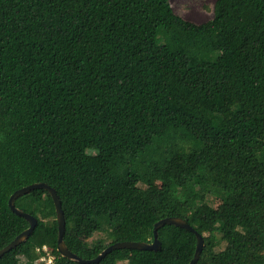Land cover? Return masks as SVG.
<instances>
[{
	"label": "trees",
	"instance_id": "16d2710c",
	"mask_svg": "<svg viewBox=\"0 0 264 264\" xmlns=\"http://www.w3.org/2000/svg\"><path fill=\"white\" fill-rule=\"evenodd\" d=\"M35 183L55 190L81 259L151 243L178 217L203 237L196 264H264V0H216L201 24L170 0H0V250L29 227L10 196ZM14 205L37 224L0 264H44L42 246L79 264L56 250L45 190ZM157 239L98 264L193 259L194 234L165 225Z\"/></svg>",
	"mask_w": 264,
	"mask_h": 264
},
{
	"label": "water",
	"instance_id": "95a60500",
	"mask_svg": "<svg viewBox=\"0 0 264 264\" xmlns=\"http://www.w3.org/2000/svg\"><path fill=\"white\" fill-rule=\"evenodd\" d=\"M39 189L45 190L50 195L53 201L55 213H56L57 228H58L56 250L58 254L64 259L74 261L79 264H98L105 256H107L114 250L130 249V250L157 252L161 249V244L159 240L157 239V231L165 225H173L175 227L181 228L185 231H188L194 234L196 237L197 244H196V250L194 253V257L189 264H196V262L198 261L200 257V254L203 249V237L199 235L191 226H189V224L185 220L178 218V217H167L155 223L154 229H153V242L151 243H147V242L113 243V244L108 245L95 258L90 259V260L81 259L75 254H73L72 252H70L67 249L63 241V235H64V230H65V220H64L62 209H61V203L59 201V198L55 190L45 183H35V184H31L29 186L21 188L20 190L15 191L8 200V206L11 212H13L16 216L21 217L25 221H27V223L29 224V227L25 231L17 235L7 246H5L4 248L0 250V258L4 254L9 253L11 250L15 249L20 244L26 242L28 238L30 237V235L32 234L33 230L35 229L37 220L33 216L16 208L14 203L18 198L28 194L29 192L33 190H39Z\"/></svg>",
	"mask_w": 264,
	"mask_h": 264
},
{
	"label": "rangeland",
	"instance_id": "374dc122",
	"mask_svg": "<svg viewBox=\"0 0 264 264\" xmlns=\"http://www.w3.org/2000/svg\"><path fill=\"white\" fill-rule=\"evenodd\" d=\"M216 0H170V6L175 14L180 16L186 21L201 24L211 19L212 9ZM154 187L162 190L163 186L160 182H154ZM174 196H179L176 192L172 193ZM208 203L217 212L220 213L224 209L222 199L220 197H208ZM218 245L216 251H221L225 248V244L220 241V234L216 233ZM78 238L84 247H87L95 239H103L107 241V232L96 233L93 236H89L86 233H80ZM250 246H258L256 239L249 240ZM259 255H264L263 251H259Z\"/></svg>",
	"mask_w": 264,
	"mask_h": 264
},
{
	"label": "built area",
	"instance_id": "2783aa9c",
	"mask_svg": "<svg viewBox=\"0 0 264 264\" xmlns=\"http://www.w3.org/2000/svg\"><path fill=\"white\" fill-rule=\"evenodd\" d=\"M40 250L44 253L40 259L44 264H55L54 257L46 246H42ZM37 251H39L38 248Z\"/></svg>",
	"mask_w": 264,
	"mask_h": 264
}]
</instances>
